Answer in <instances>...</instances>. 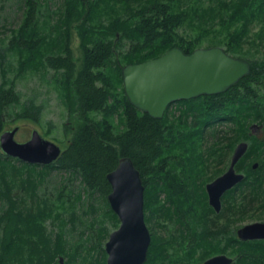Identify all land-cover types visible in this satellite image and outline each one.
I'll list each match as a JSON object with an SVG mask.
<instances>
[{
	"label": "trees",
	"instance_id": "trees-1",
	"mask_svg": "<svg viewBox=\"0 0 264 264\" xmlns=\"http://www.w3.org/2000/svg\"><path fill=\"white\" fill-rule=\"evenodd\" d=\"M22 1L24 16L12 31L7 50L18 55L20 73L26 69L53 72L58 96L69 117L76 114L78 122L67 146L50 165H29L0 153V199L7 202L0 210V264H61L62 256L69 263L74 259V249L77 246L78 250L81 241L66 240L65 221L57 225L60 232L47 233L45 227L55 202L61 207L63 197L71 199V192L65 195L63 186L51 206V198L40 196L39 186L53 172L65 175L61 181H78L81 191L72 192L73 202H82L81 192L90 199L97 194L104 204V217L117 224L107 202L111 188L106 175L123 157H129L140 173L144 212L154 202L159 204L161 193L168 202H177L176 220L189 252L201 249L199 262L230 249L233 264H264V241H239L216 222L230 211L243 218L253 204L264 208V61L243 58L250 62V75L224 93L172 103L160 120L128 102L121 75L125 65L158 58L174 47L189 54L201 47L206 35L218 37L220 30L227 33L220 44L214 40L211 46H223L231 56L240 55V45L250 39V27L264 19V0H210L214 6L197 5V0L191 4L182 3L184 0H63L59 10L45 8L46 12H41L39 0ZM113 3L127 9V14L114 11L109 18ZM75 22H79L81 50L78 66L70 49ZM186 28L190 35L180 32ZM3 60L0 55V62ZM6 85L5 80L0 84V133L9 117L38 123L40 109L31 102L20 103L13 84ZM175 109L177 116L171 115ZM97 114L100 119L95 118ZM253 125L262 128L260 137L251 133ZM208 139L211 142L205 150ZM239 142L249 144L236 164L245 179L223 195L224 207L216 214L204 191L212 179L206 175L207 169L222 163L223 156L227 159ZM170 162L179 164L178 175ZM15 187L25 191L31 201H38L37 213L23 206L24 198H12ZM73 206L71 203L70 208ZM86 211L95 214L96 208L89 204ZM72 214L76 223L78 217ZM53 215L60 219L59 213ZM98 226L103 233L99 238L105 239L104 224ZM166 252L167 247L152 240L144 264H165Z\"/></svg>",
	"mask_w": 264,
	"mask_h": 264
},
{
	"label": "rangeland",
	"instance_id": "rangeland-1",
	"mask_svg": "<svg viewBox=\"0 0 264 264\" xmlns=\"http://www.w3.org/2000/svg\"><path fill=\"white\" fill-rule=\"evenodd\" d=\"M62 1L63 0H39L41 6L44 8H41V12H46L45 8L47 10L50 9L51 11L59 10L61 8ZM194 1L195 0H184L182 3L186 2L187 4H191ZM197 1V5H215V3L213 2L212 4L210 0ZM112 6L113 9H111L109 12V18L112 16L114 17L115 12H119L121 15L127 14V9H123L118 4L113 3L109 8ZM120 9H122V11H120ZM23 14L24 4L22 0H0V55L4 56V60L0 62V84L4 80L5 82L8 81V85H11L12 83L14 90L20 95V103L24 104L31 102L35 107H38L40 109V118L38 123L26 119H15L14 117L6 118L2 132L11 130L14 127H19V130L15 135V140L22 143L27 141L30 138L32 130L36 129L45 139L55 143L61 149H64L67 146L72 133L74 132V128L78 122V117L76 114H72V116L69 117L65 107L63 106V103L58 96V92L53 85V72L26 69L20 73L18 72V55L7 50L8 43L12 36V31L19 27L24 16ZM41 17L40 21H43ZM106 18L107 15L105 16V19ZM78 24L79 22H75L72 25L70 34V49L72 50L77 66L81 60L80 40L78 30L76 29ZM250 28V39L245 44L240 45L241 54L235 55L234 57L240 58L241 56L242 59L247 58L249 60L264 61V19L262 21H256ZM215 29L218 30V26H216ZM184 30L185 31L180 30V32L188 35L191 34L190 29L186 28ZM226 33V30H220L218 34L219 36L214 38H212L210 34L206 35L202 40L201 47L199 48L214 47L211 46L212 41L216 40L215 42L217 43H219L218 41L221 42V38ZM4 69L6 70L5 74H3ZM8 85H6V87H9ZM171 109L173 110L174 107ZM172 114H176L177 116V110L172 112L171 115ZM94 116L95 118L100 119L99 114ZM66 125L69 126L68 130L65 129ZM219 129L225 130V127L221 126ZM251 133L260 137L262 135V128L255 127L252 129ZM210 142L211 141L209 140V142H206L204 145L205 150L208 148L207 146ZM239 143H237L236 146ZM233 150L228 154L227 159L223 156L222 163L215 167L211 165V167L207 169L206 175L212 176V179L207 183L212 182L215 178L227 170ZM170 156L173 157L174 154H170ZM170 163L173 172L175 175H178L180 169L176 166L179 164L176 162ZM217 170H219V173L214 174ZM62 176L65 175L58 172L51 173V175L45 179L44 183L39 186L38 189L40 196L43 195L44 197L52 199L49 202L50 206L53 205L55 201L54 199H56V191L60 190V186L64 187L63 192L65 195L69 194V191L71 192V199L69 200L67 197L68 195L63 197L64 200L61 204V207L58 204L59 202H55L54 205L56 208L53 210L54 212L52 213V216H50L45 221L47 233L52 230L54 232H60L57 230V225L59 226L61 221H65L63 225V233L66 240L73 244L79 243L81 241V249L79 247L77 250V246L74 249V259L70 260L69 263L68 259L62 256L61 264H98L100 262H102V264H106L107 254L105 252L104 246L110 233L119 227V221L117 224H115L110 219L104 217V204L97 194L93 195V199H90V197L86 196L85 193L81 192L83 196L82 202H73V193L81 191V186L76 180L66 182L61 181ZM6 180L9 179L7 178ZM12 196L13 199H16V197L24 198L25 204L23 206L31 208L33 209L32 212L37 213L38 201H31L25 195V191H19V187H15L12 190ZM158 199L159 204L154 202L151 204L148 210L144 212V220L150 233L151 241L155 240L161 247H167L165 264H202L205 260L202 262L198 261L202 253L201 249L194 253H190L187 249L188 243L183 236L184 233L182 226L176 220V213H174L177 202H168L167 195L165 193L159 194ZM71 203H74V210L72 209L73 207L70 208ZM89 204H92L93 207L96 208L95 214L86 211V208ZM6 207L7 202L0 199V210H4ZM223 207L224 205H222L221 211ZM221 211L216 214H220ZM55 213H59L60 219L56 220L54 218L55 215L53 214ZM72 213L78 217L76 223L75 219H72ZM100 222L104 224L107 232L105 239L99 238L103 237V233L98 231V225ZM216 222L229 236H232L233 234L236 235V231L244 225L255 222L264 223V208H261V206H258L257 204H253L250 206L243 218H237V213L234 215L232 214V211H230L226 212L221 218L217 219ZM80 231L85 232L81 234L82 232ZM90 233L91 236H89ZM104 253L106 257H104ZM223 254L234 258L231 255L230 249H228L227 252Z\"/></svg>",
	"mask_w": 264,
	"mask_h": 264
},
{
	"label": "water",
	"instance_id": "water-1",
	"mask_svg": "<svg viewBox=\"0 0 264 264\" xmlns=\"http://www.w3.org/2000/svg\"><path fill=\"white\" fill-rule=\"evenodd\" d=\"M250 72L248 60L231 56L219 46L197 48L189 54L174 47L158 58L121 68L128 102L158 120L172 103L224 93ZM255 127L258 126H251L250 130ZM18 130L19 127H14L0 134L3 155L40 166L50 165L59 158L62 149L36 129L22 143L15 140ZM248 147V142H240L233 150L227 170L205 185L208 205L215 213L221 211L223 195L245 179V175L236 170V164ZM257 167V163L252 165L253 169ZM106 180L111 188L107 202L119 221V227L110 233L104 246L106 264H144L151 236L144 220L145 188L140 173L129 157H123L106 175ZM236 237L242 242L264 241V223L244 225L236 231ZM233 263V258L218 254L202 264Z\"/></svg>",
	"mask_w": 264,
	"mask_h": 264
}]
</instances>
